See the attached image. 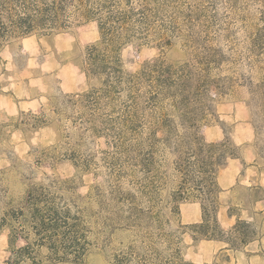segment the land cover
Instances as JSON below:
<instances>
[{
    "label": "rangeland",
    "instance_id": "obj_1",
    "mask_svg": "<svg viewBox=\"0 0 264 264\" xmlns=\"http://www.w3.org/2000/svg\"><path fill=\"white\" fill-rule=\"evenodd\" d=\"M62 2L60 27L0 41V216L38 184L78 215L81 256L53 259L41 247L40 264H264V0H122L124 10L145 3L126 27L147 29L115 53L130 77L111 94L109 124L82 123L66 106L106 78L87 60L101 46L96 17L82 14L100 0ZM203 143L228 147L215 174L216 234L244 221L247 241L210 237L200 198L171 197L175 161ZM10 250L5 226L0 264Z\"/></svg>",
    "mask_w": 264,
    "mask_h": 264
},
{
    "label": "trees",
    "instance_id": "obj_2",
    "mask_svg": "<svg viewBox=\"0 0 264 264\" xmlns=\"http://www.w3.org/2000/svg\"><path fill=\"white\" fill-rule=\"evenodd\" d=\"M62 1L0 0V41L13 33L27 34L34 29L48 32L50 29L60 27L62 25L60 24ZM121 2L122 0H100L97 7L85 8L82 12L87 18L96 17L94 19L97 20L100 33L99 43L101 46L92 44L88 48L89 66L92 72L97 74L103 72L106 75L101 86L67 96L66 106L76 112L74 118L85 124L96 118H101L102 122L109 124L108 120L111 117L108 116L112 112L105 111V109L114 100L111 94L116 91V87L120 88L119 85L125 84L124 82L130 77L123 75L119 68V59L115 53L126 39L131 36L142 35L144 32L141 30L147 29L146 27L142 28V26L135 28L139 24L126 27L133 14H144L145 3L140 2L138 7L130 6L124 10L119 8ZM81 4L79 2V5ZM79 9H81L80 6ZM80 107L83 108V111L79 110ZM34 118L38 120V125L46 122L43 114H34ZM123 119L126 121L127 117ZM111 129L113 128L111 127ZM91 130L97 133L104 131L103 128L98 130L93 126H91ZM117 134L118 132H114V135ZM227 149L225 143L218 145L203 143L191 151L193 160L187 157V159L175 161L174 168L180 172L181 181L179 189L173 191L171 197L173 200L178 196L181 199L191 196L200 198L204 222L208 220L206 216L209 214L213 222V232L209 236L220 237L223 239L222 241L233 245L236 239L247 241L246 236L240 234L237 228L240 225H249V223L238 220L230 229V236L225 238L217 236L216 231L219 225L213 204L214 192L216 191V170L225 160ZM74 155V151L69 154L73 161L76 160ZM151 162L152 159L147 154L141 165L144 174L148 175L153 170L149 166ZM124 197L129 200L130 210H134L135 206L131 194L126 193ZM205 200H208L210 204H205ZM209 205H212V208ZM208 208L210 209L209 214ZM78 220V215H72L67 204L60 205L56 201V197L49 186L44 184L31 186L26 191L19 206L5 210L0 216V230L5 226L9 228L11 247V254L4 261V264H22L24 260H29V264H40L35 259V253L37 248L41 247H46L53 259L62 260L69 255L78 259L84 251L83 242L79 238ZM201 226L203 224L194 227L199 228ZM17 238H21L24 244L15 248Z\"/></svg>",
    "mask_w": 264,
    "mask_h": 264
}]
</instances>
